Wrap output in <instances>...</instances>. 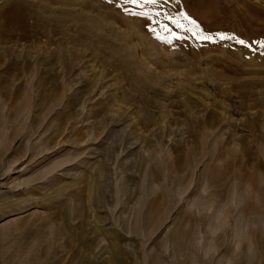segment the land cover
<instances>
[{
	"label": "rangeland",
	"instance_id": "374dc122",
	"mask_svg": "<svg viewBox=\"0 0 264 264\" xmlns=\"http://www.w3.org/2000/svg\"><path fill=\"white\" fill-rule=\"evenodd\" d=\"M0 264H264V0H0Z\"/></svg>",
	"mask_w": 264,
	"mask_h": 264
},
{
	"label": "snow or ice",
	"instance_id": "6c2138e0",
	"mask_svg": "<svg viewBox=\"0 0 264 264\" xmlns=\"http://www.w3.org/2000/svg\"><path fill=\"white\" fill-rule=\"evenodd\" d=\"M125 2L126 3H133V4L139 3L141 5L151 4V5L155 6V5H159V4L163 3L164 0H125ZM164 20L168 21L169 24L175 25V27H177V28H181L182 27L181 25L176 24V22L171 18L170 15H165L164 16ZM193 22H195V21H193ZM157 24L159 25L160 22L157 21ZM160 26H162L163 28L168 29L169 31H171V29L168 28V24H163V25H160ZM184 30L187 31L188 29H184ZM176 38L177 39H181L182 37L177 36ZM220 38L223 39L224 38V35L223 34H220ZM205 39L206 40H210L211 37H205ZM237 43L243 45L244 44V41L243 40H237Z\"/></svg>",
	"mask_w": 264,
	"mask_h": 264
}]
</instances>
